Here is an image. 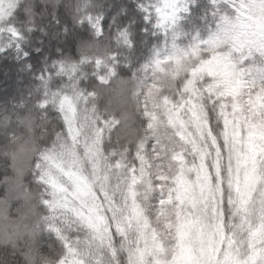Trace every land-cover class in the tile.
<instances>
[{"label": "clouds", "instance_id": "9594fccd", "mask_svg": "<svg viewBox=\"0 0 264 264\" xmlns=\"http://www.w3.org/2000/svg\"><path fill=\"white\" fill-rule=\"evenodd\" d=\"M188 9L174 29L181 34L176 47L162 53L171 57L161 65L164 71L157 70L146 54H138L135 43L129 44L127 55L120 49L80 54L73 46L71 54L79 67L75 73L65 71L62 77L67 78L55 83L57 101L68 96L77 106L80 134L75 141L53 107L26 104L17 109L10 99H0V264H139L140 245L152 247L159 260L171 259L176 237L165 228V221L175 223L174 204L161 209L151 203L159 197L141 193L138 199L148 216L147 225L133 221L128 228L130 206L122 200L127 198V171L115 167L118 157L130 164L134 153L146 149L149 141H156L158 150L161 144L183 147L167 124L170 113L156 110L159 122H154L145 116L144 103L159 104L162 96L169 95L177 105L191 107L194 102L215 113L224 100L231 99L221 94L236 86L245 94L264 89V12L253 9L249 17L241 16L230 0H188ZM195 33L207 42L194 41ZM146 64L153 71L149 79H142ZM201 66L212 74L196 71ZM50 75L54 76L45 71L41 79ZM193 79L198 95L185 89ZM153 85L161 91L150 97ZM147 154L151 159L152 153ZM70 170L87 177L97 198L107 192L120 205L113 215L104 213L112 230L110 246L101 244L95 230L78 214L99 208L91 194L79 197L77 183L65 175ZM258 196L259 208L256 198L249 205L247 218L253 223L264 221V185ZM230 211L226 209V214ZM114 224L125 225L126 234L117 233ZM153 229L163 242V253L154 247ZM232 230L237 243L242 242L240 229ZM104 236L109 239L107 233ZM110 247L116 249L117 257L113 258ZM145 264L155 261L149 257Z\"/></svg>", "mask_w": 264, "mask_h": 264}, {"label": "trees", "instance_id": "16d2710c", "mask_svg": "<svg viewBox=\"0 0 264 264\" xmlns=\"http://www.w3.org/2000/svg\"><path fill=\"white\" fill-rule=\"evenodd\" d=\"M162 1L0 0V99H10L13 107L17 109H22L26 104H34L42 109L53 107V110L63 116L60 103L64 97L68 96L57 101L59 92L55 81L61 78L66 79L67 77H62L65 71L69 73L77 71L79 65L73 61L71 54L74 45L80 54L88 52L106 54L110 50L120 49L127 55L130 52L129 44L135 43L138 54H146L154 64L159 54L171 48V38L169 37L166 44L163 28L152 27L145 34L140 29L136 9L143 4L154 13L153 6L162 5ZM86 11L92 16L103 13L109 17H115L116 23L106 29L101 36L98 31L94 33L81 26L80 19ZM121 26L129 30L127 35L119 34ZM45 71L54 76L50 75L41 79V74ZM152 71V65L146 64L142 79H149ZM188 83L185 85L186 91H188ZM156 88L159 86H152L149 91L150 97L161 91L160 88L159 91H155ZM194 91L198 95L196 89ZM221 95L230 96L231 99L224 100L215 113L203 109L200 105L206 135L204 142L199 145L200 148L194 151L190 148L191 142L188 137L171 125V114L167 115L168 126L175 130L176 139L183 145L181 148L172 149L171 154L174 156V166L177 169L174 175L168 172L160 176L161 180L157 181L155 178L154 183L150 184L149 177L141 172V156L147 155L148 152L156 153L158 150L154 140L149 141L146 149L141 148L136 151L135 158L130 164L127 159L121 162L118 157L116 160L115 167L124 168L127 171V198L122 200L126 206H130L128 228L133 226V221L136 224L144 222V225H147L148 216L138 199L141 193L145 197H159V199L151 200L153 205L174 204L175 207V223L171 220L165 221V228L174 232L176 237L171 259L159 260L153 256L152 247L140 245L137 248L139 264H145L149 257L153 258L155 264H171L180 251L179 234L183 230L181 221L189 211V207L186 208L180 201V197L184 194L179 184L182 174H189L191 180L196 178L200 185H203L204 193L208 195V215L210 217L220 215L228 226L229 234L233 232L232 229L239 228L244 239L237 243L235 237L236 246L240 249L247 247L248 231L245 223L250 204L244 202L245 207L239 213L237 208L247 193L249 182H254V178L264 177V147H257L256 150L251 148L256 144V140H261L264 144V98L250 99L248 94L242 93L238 88H233ZM77 98L79 99V96ZM181 106L188 108L186 104H175L169 95H165L160 98L159 104L150 101L144 103L145 116L158 122L156 110L163 109L165 114L179 110V116L187 118V111L180 110ZM63 120L66 124L64 116ZM68 133L70 135L69 131ZM256 134L259 138L255 140ZM249 164H252V168L246 172L248 169L246 166ZM141 185L143 188L140 187ZM57 188L62 190L60 185ZM110 195V193L102 192L97 198L98 194L95 192L97 207L103 218L101 228L104 234H108L109 239L106 240V244L109 246L112 230L108 228L109 219L104 213L106 211L109 215H113V209L120 207L116 199L110 198ZM259 199L257 195L256 202ZM133 205L134 207H131ZM226 209L231 211L226 214ZM78 214L81 216L79 212ZM257 222L259 221L256 220L254 225H257ZM125 227L122 224L113 225L114 230L122 236L126 234ZM151 236L155 242L154 247L163 253V242L157 238L155 229L152 230ZM110 251L113 258L117 257L115 248L110 247ZM145 251L148 252L147 257Z\"/></svg>", "mask_w": 264, "mask_h": 264}, {"label": "snow or ice", "instance_id": "6c2138e0", "mask_svg": "<svg viewBox=\"0 0 264 264\" xmlns=\"http://www.w3.org/2000/svg\"><path fill=\"white\" fill-rule=\"evenodd\" d=\"M215 2V0H214ZM236 8L239 15L249 17L253 9L264 12V0H230ZM155 11L150 12L143 4L137 6L136 15L140 21V29L147 34L150 28H163L165 30L166 44L169 37L171 38L172 47L175 48V41L180 39V33L174 32L178 22L183 18L182 14L188 12V0H164L163 5L156 4L153 6ZM252 19L258 20L259 17L251 16ZM155 21V24H153ZM81 26L85 29L97 32L103 35L106 29L116 23L115 17H109L107 14L99 13L92 16L90 12H85L80 19ZM128 29L120 27L119 34L127 35ZM213 33L209 30V37ZM194 41L200 43L207 42L201 38L200 33H195ZM243 45L237 48L240 51ZM239 87L236 86L234 89ZM249 98H264V89L255 93L249 92ZM264 185V177L254 178V182H249L247 193L242 198L240 206L237 208L239 213L244 207V202L251 204L258 195V190ZM237 196H240L239 190ZM183 227L182 242L187 245L195 257L189 264H229L225 260V254H230L235 258L234 264H264V238L252 233L249 243L243 251L236 246L235 232L229 234L223 218L220 215L210 217L199 198L193 200L189 205V212L181 221ZM92 227L101 244H106V239L101 226ZM217 242L221 243L219 253L214 254Z\"/></svg>", "mask_w": 264, "mask_h": 264}, {"label": "rangeland", "instance_id": "374dc122", "mask_svg": "<svg viewBox=\"0 0 264 264\" xmlns=\"http://www.w3.org/2000/svg\"><path fill=\"white\" fill-rule=\"evenodd\" d=\"M164 3V0L162 1V5ZM172 48V45H171ZM168 51V50H167ZM166 51V52H167ZM171 59V57H167L164 56L162 54H159L157 56V59L155 61V67L158 70L163 71L164 69L161 67V65L166 64L169 62V60ZM196 71H208L209 74H212V70L205 67V66H201L198 70ZM196 71L194 72V77L196 75ZM195 80L193 79L192 81H189L188 83V91L192 92L193 95H196V92L194 91L195 87ZM155 91H159V88H156ZM61 107H62V112H63V116L64 119L66 121V125H67V130L70 132V135L72 136L73 141L76 140V137L80 134L79 129L76 125V115H77V106L76 104L72 101V99L70 97H64L61 100ZM180 110L187 111V118L184 117H180L178 112H170L171 114V125L181 134L186 135V137H188L189 141L191 142L190 148L192 151H194L195 149L200 148V143L204 142V138L206 135L205 132V128L203 125V111L202 108L200 107L199 104L196 103H192L191 107L186 108L185 106H181L179 108ZM159 122V121H158ZM157 122V123H158ZM259 138V135L256 134L255 135V140ZM251 142V141H250ZM157 143V142H156ZM253 143V142H251ZM257 147H264L263 142L260 140H256V144L251 146L252 149L256 150ZM174 148V147H173ZM173 148H165V146L163 144L160 145V150H157L156 153L151 152L152 153V158L150 159L148 154H143L141 156V172H143L147 177H149V182H151L150 184H153L155 181V178L157 179V181L161 180L160 176L164 175V174H168V172H172L173 175L174 173L177 171V169H175L174 166V156H172V149ZM181 148V147H180ZM246 168H248L246 170V172H248L249 169L252 168V164H249L246 166ZM199 174V172H197ZM66 176H71L74 181L77 183V190L79 193V197H83V198H88L89 194H91V198L95 200V204L97 206V202H96V198H95V192L92 189L91 184L88 183V180L86 179L85 176H81L76 172H72L71 170L69 172H65ZM154 177V179H152ZM182 180H180L179 184H181V187L183 189L184 194L182 195V197H180V201L181 204L184 203V205L186 206V208L189 207L190 203L199 198V202L201 204H203L204 208L208 211L209 210V206L207 205V197L208 195L206 193H204L203 190V185H200V183L198 182V180L196 178H193L191 180V177H189V174H185L181 176ZM58 187V185H57ZM60 188L62 190H64V186L60 185ZM210 188H208L209 190ZM197 191H198V197H197ZM78 197V198H79ZM83 202V201H82ZM257 206L259 208L260 205V199L257 200ZM161 205H159L162 209L163 204L160 203ZM87 207V206H85ZM164 208V206H163ZM81 216L85 219V221L90 225V226H102V222H103V218L100 215V212L97 211V208H88L87 211L84 210H79L78 211ZM189 212V211H188ZM188 212H186L188 214ZM163 214V212L161 213ZM257 215H259V212L257 213ZM259 222H257V225H254V223H251L250 221H248L247 218V222L246 227H247V231H248V237H247V242L246 240L244 241V243L246 242L247 245L249 243V238L251 236L252 233H255L256 235L260 236L261 238H264V221L262 222V220L257 219ZM167 223V222H166ZM182 230L179 234V245H180V251L178 253V255L176 256V259H174L171 264H189V262L193 259H195V257L193 256L191 249L183 244L182 242V234H183ZM242 243V245L244 244ZM221 248V244L220 242H217L216 244V248L214 250V254L215 253H219ZM225 260H227L229 262V264H234V260L235 258L232 257L230 254H225Z\"/></svg>", "mask_w": 264, "mask_h": 264}]
</instances>
